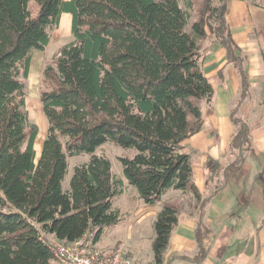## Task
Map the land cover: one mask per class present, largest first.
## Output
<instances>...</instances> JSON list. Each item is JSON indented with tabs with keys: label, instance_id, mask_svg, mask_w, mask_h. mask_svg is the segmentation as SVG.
I'll return each instance as SVG.
<instances>
[{
	"label": "trees",
	"instance_id": "16d2710c",
	"mask_svg": "<svg viewBox=\"0 0 264 264\" xmlns=\"http://www.w3.org/2000/svg\"><path fill=\"white\" fill-rule=\"evenodd\" d=\"M228 1L0 0V264H63L48 236L69 244L93 233L97 244L105 228L122 223L113 200L123 180L108 157L96 154L106 144L136 151L120 163L145 205L162 203L171 190L201 203L185 150L204 125L200 102L214 96L202 61L209 32L241 75V103L249 90L226 21ZM64 11L72 15V41L44 72L40 100L48 130L36 163L39 129L30 124L21 78H29L33 54L50 45ZM236 113L240 148L229 175L242 168L253 142ZM82 154L89 162L74 167L66 191L68 156ZM180 214L173 202L157 214L155 264H164ZM197 241L192 263L207 256Z\"/></svg>",
	"mask_w": 264,
	"mask_h": 264
},
{
	"label": "crops",
	"instance_id": "0c3cea01",
	"mask_svg": "<svg viewBox=\"0 0 264 264\" xmlns=\"http://www.w3.org/2000/svg\"><path fill=\"white\" fill-rule=\"evenodd\" d=\"M70 1L64 0L66 5ZM63 21L65 33L61 35ZM226 21L238 47L236 54L241 59L249 90L241 103V75L229 62L226 49L215 40L217 53L209 54L206 60L202 54L203 71L213 86L214 96L206 115L204 107H201L204 101L200 102L204 125L198 134L188 140L185 150L191 157L193 181L201 195V203L198 205L190 193L171 190L164 196L162 203L147 206L139 199L136 189L124 180V200L129 196L136 198L141 205L137 215L146 213L154 221L164 203L177 202L181 207L180 202L187 199L191 205H195L196 209L192 206L189 211L197 210L194 214L196 218L198 216L197 221L194 222V215L188 217L185 223H181L180 218L171 234L166 252L168 255L164 256H169V264H191V259L196 257L200 249L198 238L202 239L207 250L203 260L207 264H264V211L257 207V197L264 198V182H255L253 179L264 165V0H229ZM71 25L72 15L64 11L53 38L58 40L67 35L72 36ZM255 109L256 112L252 113ZM234 110H237V117L245 120L250 127L252 147L245 155L246 161L242 168L232 173L230 179L227 177L230 164L226 163L222 174L229 180L223 182L220 178L222 182L218 183L219 179L212 177L214 172L216 175V165L208 167V164L222 161L234 153L232 134L236 127L231 120ZM213 133H216L214 138L211 136ZM197 153L198 167L193 161H196ZM236 176L244 180H234ZM257 223L260 226L258 229ZM120 225L110 230L113 241ZM206 225L207 235L204 233ZM126 236L124 234L122 242L130 238ZM102 239L103 234L98 242L99 248L105 254L111 253L102 245Z\"/></svg>",
	"mask_w": 264,
	"mask_h": 264
},
{
	"label": "rangeland",
	"instance_id": "374dc122",
	"mask_svg": "<svg viewBox=\"0 0 264 264\" xmlns=\"http://www.w3.org/2000/svg\"><path fill=\"white\" fill-rule=\"evenodd\" d=\"M214 6H218V2L214 1ZM193 18L190 20L189 26L187 27V30H191V26L193 24ZM57 29V28H56ZM54 29L51 34V42L50 45L47 47V49L44 52H35L32 56L31 61V68H30V74L28 79L21 78L22 82L25 85V94H26V109L29 114V121L31 125H36L39 129V135L36 140V144L39 146V149L36 150L37 157H36V163L38 162L41 152L44 140L47 135L48 130V121L43 113L42 103H41V93L46 90V86L44 85V72L46 67L52 62L54 56L57 54V52L66 44L72 41V36L67 35L61 39H54V35L57 33L58 29ZM61 35H64L65 33V23L63 21L62 27L60 30ZM202 45V54L205 56V60L209 54H215L217 53V45L215 38L213 35L209 32L208 38L205 42L201 43ZM203 59V57H202ZM206 63V61H205ZM201 107H204L205 111L204 114L208 112L210 108V103H206V101L201 102ZM256 112L255 110H252V113ZM237 129L232 134L233 138V155L227 156L222 161H217V163L212 164L216 165V175L215 172L212 174V177L215 176V178H218L220 182L228 181L232 175L224 176L222 172H224V167L226 163H233L236 158L237 154L239 153L240 148V138L236 135ZM214 135L216 133H213L211 136L214 138ZM217 141H219V135L217 137ZM64 143V140H62ZM96 154L99 155H105L111 160L112 163V170L113 173L123 180L124 178L122 174V165L120 163V159L124 157H133L136 154L135 150H125L115 144H106L100 149L97 150ZM196 161L193 159L195 164H197V167L199 165V162H197V159L199 157V154H195ZM246 158V156H245ZM90 155L82 154L80 156H68V172L65 178V181L63 183V189L66 190L70 188V180L73 175L74 167L83 165L89 162ZM246 159H244L245 163ZM248 164V163H247ZM249 166V164H248ZM248 170V168H247ZM249 171V170H248ZM260 171V172H259ZM235 173V172H234ZM234 180H244V178H239L236 176ZM220 178L222 181H220ZM253 179L255 182L263 181L264 182V165H262L258 169V173L254 174ZM225 180V181H224ZM122 194L118 197H116L113 200V205L115 208H118L122 214L123 221L119 228L115 231L116 235L115 240L113 241L112 235H110L111 228H105V231L103 232L104 239H102V245L106 246L107 249L111 250V253L114 252L117 249L123 250L124 254L127 255V257L132 261V264H155L154 257H153V250H152V244L154 241V233H153V223L154 220L148 216V214H139L137 213L141 211V205L138 203L136 198H133L132 196L126 197L124 200V184L122 186ZM257 201V207L264 211V198L258 196ZM177 203V202H176ZM181 205V214L183 213V216H180L181 223H185V220L193 216L195 213L190 212L189 210L193 206L190 202L186 199L185 201L180 202ZM195 208V205L193 206ZM196 209V208H195ZM198 209V208H197ZM195 216V215H194ZM144 217L145 219H141ZM191 218V217H190ZM194 222L197 221L196 216L193 217ZM208 223V222H206ZM260 228L259 223H257V229ZM205 234H209L207 232L208 226L206 225V229L204 227ZM114 234V233H113ZM124 234L127 235L126 237H130L129 239H126L125 242H122V238H124ZM110 237V238H109ZM109 253V254H111ZM167 254V253H165ZM168 255V254H167ZM165 256V255H164ZM169 256L164 258V264L168 263ZM55 264H61L60 262Z\"/></svg>",
	"mask_w": 264,
	"mask_h": 264
},
{
	"label": "built area",
	"instance_id": "2783aa9c",
	"mask_svg": "<svg viewBox=\"0 0 264 264\" xmlns=\"http://www.w3.org/2000/svg\"><path fill=\"white\" fill-rule=\"evenodd\" d=\"M48 243L56 252L63 264H132V261L117 249L111 254H105L95 243V234L88 233L73 243L59 241L53 236L47 237ZM191 264H207L204 261Z\"/></svg>",
	"mask_w": 264,
	"mask_h": 264
},
{
	"label": "bare ground",
	"instance_id": "6f19581e",
	"mask_svg": "<svg viewBox=\"0 0 264 264\" xmlns=\"http://www.w3.org/2000/svg\"><path fill=\"white\" fill-rule=\"evenodd\" d=\"M35 148H36V150H38V149H39V146L36 144V147H35ZM41 149H42V148H41Z\"/></svg>",
	"mask_w": 264,
	"mask_h": 264
}]
</instances>
